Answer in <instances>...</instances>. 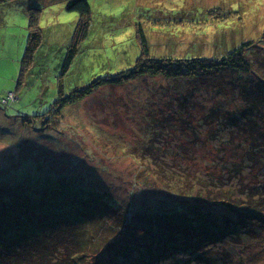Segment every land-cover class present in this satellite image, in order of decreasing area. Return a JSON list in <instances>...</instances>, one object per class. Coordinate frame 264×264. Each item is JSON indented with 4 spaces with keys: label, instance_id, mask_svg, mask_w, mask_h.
I'll return each instance as SVG.
<instances>
[{
    "label": "rangeland",
    "instance_id": "1",
    "mask_svg": "<svg viewBox=\"0 0 264 264\" xmlns=\"http://www.w3.org/2000/svg\"><path fill=\"white\" fill-rule=\"evenodd\" d=\"M72 1L0 0V100L9 93L17 95L10 108L0 107V182H41L47 175L37 176V165L55 172L57 165L62 167L69 161L65 170L74 165L70 172L81 175L84 184L103 190L108 201L119 204V212L130 207L129 215H136L132 213L168 208L173 194L180 190L176 186L179 182L174 183L179 178L177 169L187 171L184 174L189 181L215 177L220 187H226L230 180L219 175L222 165L232 159L233 171L239 170L237 180L233 179L234 205L247 202L245 193L250 189L260 188L264 196V60L251 62L259 70L255 68L240 81L233 77L232 82L219 80L210 85L199 80L193 86L155 79L149 84L107 87L65 109L60 119L56 109L49 117L43 116L59 97V89L68 96L97 79L132 68L144 52L138 27L145 36L146 57L155 61H218L249 41L254 42L256 51L264 53V0H85L88 18L66 10ZM31 16L40 30L45 58L42 66L28 68L19 87ZM84 21L88 22L86 38L61 78L76 28ZM176 86L181 89V101L173 89ZM221 91L223 97L219 96ZM215 108L219 111L212 115L213 122L206 123V114ZM242 111L244 122L251 127L222 129L218 125L222 116L242 121ZM175 113L178 120L172 119ZM39 119L41 126H52L46 135L37 133ZM254 122L259 123L258 130ZM148 125L165 135L148 141L150 137L143 132ZM66 138L68 155L64 152ZM45 140L48 147L43 150ZM52 148L55 154L60 150L62 156L47 153ZM158 149L165 163L173 153L177 162L158 170L151 161L143 160L149 150ZM249 150L256 157L246 163L244 154ZM147 168L149 172L143 173L141 180L140 171ZM207 169L215 175L202 173ZM235 212L222 205L181 211L175 220L195 227L206 219L215 232L226 229L224 232L240 233V238L235 240L237 237L231 235L217 244H201L202 248L167 252L156 264H264V228L247 233L236 223L240 216ZM193 230L188 239L204 243V231ZM136 233L130 247L144 242L150 252L141 258L148 261L152 251H159L158 242L146 232Z\"/></svg>",
    "mask_w": 264,
    "mask_h": 264
},
{
    "label": "trees",
    "instance_id": "2",
    "mask_svg": "<svg viewBox=\"0 0 264 264\" xmlns=\"http://www.w3.org/2000/svg\"><path fill=\"white\" fill-rule=\"evenodd\" d=\"M66 10L78 13L82 16L81 18H88L89 5L85 0H74L66 6ZM206 16L207 14L200 20ZM33 17L31 16L29 21L28 40L21 63V75L18 80L19 87L24 81L28 68L31 65L42 66V60L45 58L43 52H41V33ZM87 29V21L81 22L76 28L68 55L63 62L61 78L65 76L68 67L72 64L81 41L86 38ZM137 35L144 52L132 68L113 77L97 79L90 83L88 87L76 90L68 96H65V92L63 93V90L59 89V97L54 101L49 113L43 116L49 117V114L56 109L54 113L56 118L60 119L65 109L68 110L100 89L107 87L119 88L137 82L149 84L155 79L171 84L189 83L193 86H196L199 80H207L211 82L210 85L219 80L232 82L231 80L237 78L240 81L242 78L250 76L255 68L259 70V66L255 67L251 65V62L260 64L264 60V53L256 51L254 42L249 41L233 48L231 52L218 61L208 62L197 59L155 61L146 57V40L141 27H138ZM173 89L178 92L177 100L181 101V89L178 86ZM12 94L14 100H8L7 95L0 100V107L8 109L11 103L17 102L16 93ZM219 96L223 97L224 91L219 92ZM3 101H6V103L2 104ZM216 108L210 109L209 113L206 114V123L213 122L211 120L212 115L219 111ZM177 115L179 114L175 113L172 119L178 120L180 117ZM240 116L242 121L238 117V121L234 122L233 118L226 117L225 119L222 116L218 125L222 129L228 126L233 127V125L240 130L251 127L247 126L243 120L245 118L244 111ZM250 118H252L251 110ZM42 119L38 121L37 133L46 135L52 126L51 128H47L45 125L41 126ZM57 121L59 123L60 120ZM146 122L149 124L150 121L146 120ZM51 123L53 124L52 121ZM254 125L257 126V130L260 128L259 123L254 122ZM246 131H248L247 128ZM42 132L43 134H40ZM143 132L146 137H150L148 141L150 139L158 141V138L165 135L163 130L156 131L150 125L145 127ZM29 137V135L26 136V138ZM66 139L67 149L63 151L68 155V153L70 154L67 145L69 138ZM46 143L45 140L44 146L42 145L43 150L48 147ZM160 150L158 149L156 152L149 150L148 156H143V160L151 161L154 168L157 167L158 170L162 169V165L169 166L171 162L173 164L177 162L175 160L177 156L173 153L169 163H165L158 156ZM47 151V153H54L53 148ZM55 155L62 156V153L59 150ZM8 156L10 157V155ZM133 156H137L136 153ZM252 157L254 159L256 154L250 150L244 154L246 163ZM48 158L52 160V156ZM69 164L70 162L67 161L63 163L62 167L57 165L58 169L55 172H48L37 165L40 170L37 176L47 175L43 177L45 180L41 182L40 179L33 183L26 181L22 183L0 182V264H156L162 259L160 256L167 252L190 250L194 246L202 248L201 244H217L220 240L224 241L226 237H231V235L237 237L234 238L235 240L240 238V233L224 232L226 229L215 232L216 228H213L206 219H204V222L200 221L195 228L191 227L188 222L177 221L173 218L178 217L181 211L190 209V207L200 208L201 210L202 208L222 205L236 211L237 217L240 216V220H237L236 223L240 227H245L247 233H255L257 227L264 228L263 190L261 191L260 188L257 190L250 189L245 193L247 202L238 206L233 203L235 198L233 179L237 180L239 170H235L237 174H234L236 172L233 171L232 159L222 165L223 171L219 175V178L221 176L230 180L229 183L225 184L226 187H220L221 182L216 183L218 179H213L215 177L212 178L209 175H207L209 181L201 177L189 181V178L184 174L187 171L177 169L179 178L175 179L174 183H180H176L180 190L179 193L173 194L170 192L174 197L169 198L168 208L166 206L165 209L157 208L147 212L134 211L132 214L137 213L136 215H129L130 207L123 212H119L117 208L119 204L108 201L103 190L89 187L86 183L84 184L85 180L81 175L70 172L74 165L68 171L65 170ZM140 172V179L142 180V174L148 173L149 169ZM173 173L175 174V171ZM202 173L215 175L209 169L204 170ZM192 192V196L189 197ZM255 198L258 199L253 200ZM109 219L111 222L108 223ZM250 224L252 228L249 226ZM199 229L204 231V243L199 239L197 243H192L188 239L191 231H198ZM138 230L148 233L159 244H157L159 251L157 254H155V250L152 251L154 255L148 261L146 258H141L144 253L150 252L144 242L142 244L133 242V246L130 247V242L136 237V234L138 235L136 233ZM107 256L109 258L105 260Z\"/></svg>",
    "mask_w": 264,
    "mask_h": 264
},
{
    "label": "built area",
    "instance_id": "3",
    "mask_svg": "<svg viewBox=\"0 0 264 264\" xmlns=\"http://www.w3.org/2000/svg\"><path fill=\"white\" fill-rule=\"evenodd\" d=\"M8 100H14V95L12 93L8 94ZM6 101H3L2 104H5Z\"/></svg>",
    "mask_w": 264,
    "mask_h": 264
}]
</instances>
